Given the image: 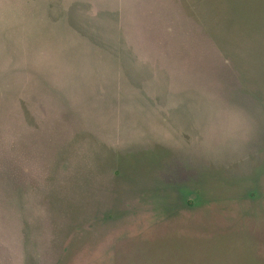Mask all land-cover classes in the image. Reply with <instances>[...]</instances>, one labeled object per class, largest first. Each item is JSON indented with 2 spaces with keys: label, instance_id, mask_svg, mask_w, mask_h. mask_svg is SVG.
Masks as SVG:
<instances>
[{
  "label": "rangeland",
  "instance_id": "rangeland-1",
  "mask_svg": "<svg viewBox=\"0 0 264 264\" xmlns=\"http://www.w3.org/2000/svg\"><path fill=\"white\" fill-rule=\"evenodd\" d=\"M0 264H264V0H0Z\"/></svg>",
  "mask_w": 264,
  "mask_h": 264
}]
</instances>
